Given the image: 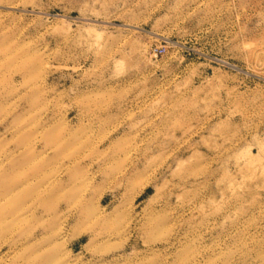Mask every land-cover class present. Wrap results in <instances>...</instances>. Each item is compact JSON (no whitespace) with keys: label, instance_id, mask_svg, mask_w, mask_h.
<instances>
[{"label":"rangeland","instance_id":"374dc122","mask_svg":"<svg viewBox=\"0 0 264 264\" xmlns=\"http://www.w3.org/2000/svg\"><path fill=\"white\" fill-rule=\"evenodd\" d=\"M0 264H264V0H0Z\"/></svg>","mask_w":264,"mask_h":264}]
</instances>
